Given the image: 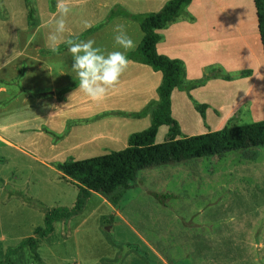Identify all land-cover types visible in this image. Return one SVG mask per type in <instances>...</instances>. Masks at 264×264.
<instances>
[{"label":"rangeland","instance_id":"obj_1","mask_svg":"<svg viewBox=\"0 0 264 264\" xmlns=\"http://www.w3.org/2000/svg\"><path fill=\"white\" fill-rule=\"evenodd\" d=\"M4 2L0 0V99L7 94L18 95L8 99V103L15 101V108L0 113V123L15 122L11 128L13 137L44 161L0 143L2 264H264V145L144 168L118 206L108 196L92 192L79 215L56 221L53 233L47 237L34 233L43 226L48 210L71 208L79 197L78 186L62 178L57 168L59 162L120 149H100L95 153L94 146L78 142L92 136L93 130L109 125L58 141L44 127L38 130V125L41 127L46 121L56 131V125L67 115V112L60 114L59 108L56 110L55 98H63L56 91L66 84L65 79L73 81L72 57L67 54L61 59L41 53L49 49L45 42L52 31L51 25L43 23L52 20L48 0H32L38 11L34 26L27 24L25 0ZM220 4L216 5V11L223 26L217 48L231 62L241 64L245 61L243 55L259 45L253 0H224ZM70 8L64 34L77 24L74 16L80 6ZM6 10L11 14L7 15ZM234 20L248 31L245 41L234 43L225 38V30L236 28L237 25L231 24ZM43 82L46 86L42 89ZM26 83L40 88L37 93L46 97V109L52 108L55 115L44 120L38 116L42 106L30 109L32 99L22 102L26 93L19 91V84L27 87ZM213 90L216 98H227L226 109L247 96L254 99L253 104L248 112L242 108L235 112L226 123L223 114L217 111L208 118L206 114L205 120L200 117L201 126L195 114L176 107L175 114L181 116V121L174 118L182 122L186 131L198 125L202 129L204 122L211 130H218L224 127L222 124L231 129L264 119V82L215 86ZM201 95L206 97L204 93ZM3 105L2 102L0 106ZM87 119L63 120L65 128L59 133L65 131L68 120L76 121L71 130L73 125ZM131 125L132 122L125 127L129 129ZM132 128H143L133 130L136 132L147 127L137 122ZM167 131V126L160 130L157 143L168 140ZM120 191L122 188L117 192ZM154 193L173 196L162 198L161 202ZM31 236L36 240L41 260L34 257L29 247L7 255Z\"/></svg>","mask_w":264,"mask_h":264},{"label":"crops","instance_id":"obj_2","mask_svg":"<svg viewBox=\"0 0 264 264\" xmlns=\"http://www.w3.org/2000/svg\"><path fill=\"white\" fill-rule=\"evenodd\" d=\"M4 1H9L14 4L13 0H2V2L5 4ZM167 1L168 0H68L70 7L77 5L80 6V8H78V11L74 16L77 24L74 25L67 34H64V39H69L71 36H77L86 30L87 28L84 27L85 23L91 27L102 21L106 17L111 5L116 3L123 5L131 12H149L159 11ZM223 1L224 0H192L186 8L191 18L188 16H181L167 23L165 27L157 29L160 38L155 46V51L158 54L166 55L169 58L181 59L186 67V82L201 79L216 67H221L227 74L231 75H237L244 70H251L252 73L249 76H241L232 80L211 78L204 86H200L191 91L192 96L197 101H206V103L209 105L206 113L207 118L210 113L217 111L218 114H223L225 120H228V118H231L233 115H235V112L241 108L243 112H248L253 104L252 101L254 99L251 98V101V99L248 98L249 96L245 98H239V100L231 105L229 109H226L225 104L228 103L227 98H216L214 95L215 90H213L214 87L223 85L232 87L239 83L252 81L258 85V82H264V50L258 26L256 29V35L258 40L257 44L259 45L256 46V48L253 49L249 54L243 55L245 59L243 63L238 64L231 62L230 59L225 57V55H223V53L218 50L217 47L219 46V42L221 40V27L223 24L217 14L216 5L222 6L220 3H223ZM85 4H88V6ZM7 7H9V5H7ZM11 11L13 13L12 9ZM11 11L6 10L7 15H10ZM49 11L50 19H53L55 8L54 10ZM36 12L38 14V11ZM116 23L125 24L128 34L137 42L136 46L131 50L136 49L140 44L144 33L137 22L122 16L115 17L109 23L88 35L83 40H94L96 45L105 52L115 50L113 48L112 30ZM238 23L239 22L234 20L231 24H233V27L237 25L236 28H233V30L231 29L229 31H224L225 38L230 42L239 43V41H242L241 39H244L245 41V38L248 37V31L246 32V29L244 31ZM231 24L230 26H232ZM37 27H40L39 20ZM67 54V50L65 49L64 51L51 56L64 59L63 57H67ZM162 78V73L160 71H154L148 64L128 60V65L125 71L121 74L118 82L108 91L102 101L94 102L83 93L75 91L76 88H74L67 92L60 100L55 98V104L57 105L56 110L59 108L58 110H60V114L67 112V115H63L61 122L57 124L56 127L52 125L57 130L55 131L51 128V126H47L46 121L41 125V127L38 125V130L42 129L43 127H48L49 129L59 133L65 128V122L63 123L62 121H65V119L68 118L89 119L104 112L139 111L151 99H158L157 88L161 84ZM24 79L25 78H23V80ZM65 81L66 84H69L72 79H65ZM25 86H27L25 88L31 91L40 92V88L34 89L27 83ZM41 86L43 89L44 86H46V83L43 82ZM200 93H204L206 97ZM16 96L7 94L5 98L0 99V105L2 102H6V104H4L2 107L0 106V113H3L4 110L8 109L10 111L15 108V101L12 100L9 103L7 101L9 98L13 97L12 99H14ZM22 96L25 98H23L22 102L31 101L30 99L34 101V105L31 104L29 106L30 109H32L34 106H42V110L38 109V116L42 119L45 120L47 117L56 114V112H51L53 110L52 108L49 109L50 111H47L45 104L47 102L46 97H31L28 94H23ZM171 101L173 117L181 121V116L175 114L176 107H179L182 108L183 111L185 110V113L190 112L195 114L198 117L200 122L199 125L201 126V116H199L200 114L195 110L192 101L185 91L174 89L171 95ZM61 107L65 108L63 109L64 111H62ZM126 118L130 119V121H127ZM225 120L224 122L226 123L227 120ZM130 122H132V127L136 125L137 122L143 123L144 128L149 127L151 124V116L147 115L143 118H133L114 114L105 116L96 121L81 122L72 126L65 139L69 140L72 136H81L83 135L82 132L89 131V129H93L94 127L109 125L106 128L101 127V129L98 131L93 130L92 136L82 138L81 140H78V142H83L84 145L94 146L96 151L95 153H98L97 151L100 149H123L128 145V137L130 133L133 130L143 129L132 127L127 129L125 126L130 124ZM14 124L15 122L11 121L8 124L0 123V143L15 148L23 154L43 162V158L29 151L21 142H18L13 137L11 128ZM179 124H181V129L184 134L189 133L187 135L204 133L211 130L208 126H206L205 122L204 124L202 123L204 125L202 129L198 125L196 128L191 127L192 129L189 131L185 130L184 126H182V122ZM222 125L225 126V124ZM166 126L167 125H162L159 128L158 133ZM167 128L169 130V126H167ZM125 129L127 130L125 131ZM65 139L63 141H65ZM74 143L77 142H73L71 144ZM91 149L93 148L91 147ZM88 155L91 154H87L86 156Z\"/></svg>","mask_w":264,"mask_h":264},{"label":"trees","instance_id":"obj_3","mask_svg":"<svg viewBox=\"0 0 264 264\" xmlns=\"http://www.w3.org/2000/svg\"><path fill=\"white\" fill-rule=\"evenodd\" d=\"M191 1L168 0L159 11L149 12H131L121 4H116L102 21L87 28L79 35L69 38L83 40L118 16L133 20L140 25L144 35L138 47L127 52L128 60L148 64L154 71H160L163 78L157 88L158 99H151L139 111L104 112L86 120L96 121L114 114L133 118L151 116L150 126L144 130L132 132L128 137V145L125 148L88 158L66 160L57 164L62 178L78 186L80 190L79 197L71 208L54 207L48 210L44 217L43 226L37 227L34 231L35 234L47 237L53 233L56 221L68 220L75 215H79L84 210L86 201L92 192L108 196L112 203L118 206L124 198V192L131 188L133 181L137 179L138 172L144 168L193 158L210 157L215 153L222 154L231 150L249 149L264 145V119L238 124L231 129L224 126L218 130L187 135L182 132L178 120L173 117L171 95L174 89L185 91L195 110L205 120L206 109L209 105L193 98L191 91L204 86L211 78L232 80L241 76H249L252 73L251 70H244L237 75H231L227 74L221 67H216L205 77L186 82L184 62L181 59L169 58L155 51V46L160 38L157 29L165 27L167 23L181 16L191 18L186 10ZM48 2L50 10H54L56 0H48ZM253 2L264 50V0H253ZM25 4L27 7V24L34 26L36 24V9L32 0H25ZM65 49L66 45L61 43L55 52L50 49H43L41 53L43 55H55ZM76 86L77 82L73 79L71 83L58 89L56 95L61 98ZM19 91L31 97L43 96L42 93L26 89L22 84H19ZM74 122L76 121L68 120L66 129L61 134L48 127L43 129L58 141L68 135L70 126ZM162 125L169 126L168 140L164 143H157V134ZM120 188H122V191L117 192ZM154 195L161 202H163L162 198L173 196L158 193H154ZM24 247H29L34 257L41 260L34 236L22 240L20 245L16 249H10L7 255ZM0 264H2V260H0Z\"/></svg>","mask_w":264,"mask_h":264},{"label":"clouds","instance_id":"obj_4","mask_svg":"<svg viewBox=\"0 0 264 264\" xmlns=\"http://www.w3.org/2000/svg\"><path fill=\"white\" fill-rule=\"evenodd\" d=\"M70 12L68 0H56L54 18L43 21L45 25L52 26L45 42L46 47L55 52L58 45L64 43L67 53L72 57L70 69L77 82L75 91L83 93L94 102L102 101L125 71L128 65L127 52L137 42L128 34L123 23L113 26V51H102L92 39H64L66 19ZM84 27L90 25L85 23Z\"/></svg>","mask_w":264,"mask_h":264},{"label":"water","instance_id":"obj_5","mask_svg":"<svg viewBox=\"0 0 264 264\" xmlns=\"http://www.w3.org/2000/svg\"><path fill=\"white\" fill-rule=\"evenodd\" d=\"M52 92V91H51Z\"/></svg>","mask_w":264,"mask_h":264}]
</instances>
